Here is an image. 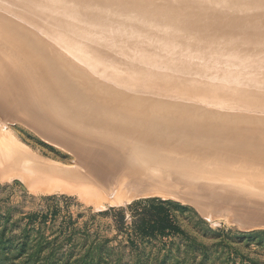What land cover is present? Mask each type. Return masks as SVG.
I'll return each instance as SVG.
<instances>
[{
    "label": "bare ground",
    "instance_id": "bare-ground-1",
    "mask_svg": "<svg viewBox=\"0 0 264 264\" xmlns=\"http://www.w3.org/2000/svg\"><path fill=\"white\" fill-rule=\"evenodd\" d=\"M262 70L264 0H0V112L78 165L6 130L0 146L31 181L111 203L162 190L264 216Z\"/></svg>",
    "mask_w": 264,
    "mask_h": 264
},
{
    "label": "rangeland",
    "instance_id": "rangeland-1",
    "mask_svg": "<svg viewBox=\"0 0 264 264\" xmlns=\"http://www.w3.org/2000/svg\"><path fill=\"white\" fill-rule=\"evenodd\" d=\"M259 79L264 83V77ZM0 116V138L16 139L25 145L16 149L26 150L30 158L78 165L70 149L51 142L21 117ZM6 161V146H0V264H264V216L242 214L244 206L231 207L230 213L203 211L184 195L162 190L115 204L75 186L31 181Z\"/></svg>",
    "mask_w": 264,
    "mask_h": 264
}]
</instances>
